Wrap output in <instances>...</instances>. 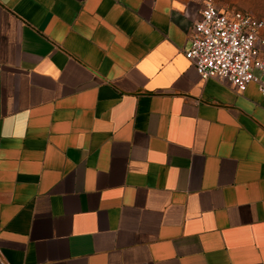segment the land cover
Masks as SVG:
<instances>
[{
  "label": "crops",
  "instance_id": "0c3cea01",
  "mask_svg": "<svg viewBox=\"0 0 264 264\" xmlns=\"http://www.w3.org/2000/svg\"><path fill=\"white\" fill-rule=\"evenodd\" d=\"M199 13L0 0V264H264V96L200 79Z\"/></svg>",
  "mask_w": 264,
  "mask_h": 264
},
{
  "label": "built area",
  "instance_id": "2783aa9c",
  "mask_svg": "<svg viewBox=\"0 0 264 264\" xmlns=\"http://www.w3.org/2000/svg\"><path fill=\"white\" fill-rule=\"evenodd\" d=\"M199 17L187 32L183 55L202 80L215 78L238 93L256 83L264 96V20L243 10H224L211 0H198Z\"/></svg>",
  "mask_w": 264,
  "mask_h": 264
},
{
  "label": "rangeland",
  "instance_id": "374dc122",
  "mask_svg": "<svg viewBox=\"0 0 264 264\" xmlns=\"http://www.w3.org/2000/svg\"><path fill=\"white\" fill-rule=\"evenodd\" d=\"M224 10H243L264 20V0H211ZM264 37V30L262 32Z\"/></svg>",
  "mask_w": 264,
  "mask_h": 264
},
{
  "label": "trees",
  "instance_id": "16d2710c",
  "mask_svg": "<svg viewBox=\"0 0 264 264\" xmlns=\"http://www.w3.org/2000/svg\"><path fill=\"white\" fill-rule=\"evenodd\" d=\"M258 18H260V17H258Z\"/></svg>",
  "mask_w": 264,
  "mask_h": 264
}]
</instances>
